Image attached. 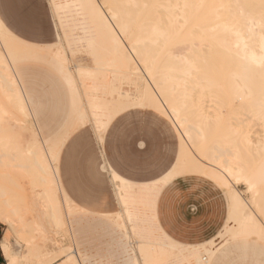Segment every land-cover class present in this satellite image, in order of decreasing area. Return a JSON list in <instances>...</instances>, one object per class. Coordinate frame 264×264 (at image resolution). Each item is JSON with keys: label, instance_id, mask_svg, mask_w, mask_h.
<instances>
[{"label": "bare ground", "instance_id": "1", "mask_svg": "<svg viewBox=\"0 0 264 264\" xmlns=\"http://www.w3.org/2000/svg\"><path fill=\"white\" fill-rule=\"evenodd\" d=\"M60 2L66 5H72V7L65 8L62 13L64 25L61 27V30L63 36H65L64 38H67V41L65 40L67 42V47L65 48L67 49L66 59H64L65 49L59 51L58 54L64 59L65 64H67L69 60L71 63V58L69 56L75 60V63H73L76 72L75 77L71 74H68L67 77L61 75L56 60V54L51 53L53 56H51L48 61L59 73L58 75L61 76L68 88L70 95V114L76 115L78 113L79 115H83L86 106L88 113L91 114L90 96L95 97L102 106L126 105L131 94L128 91L122 92L120 88L116 86V83L114 86V82L119 84L126 82L128 85L133 86V94L138 91L139 85L137 80L124 73L119 57L116 56L115 58L117 60V65H115V67L113 66L114 68L109 67H112L115 62L111 61V63L113 62L111 66H108L109 64L107 63L108 68L106 70H108V75H106V77L102 72H100V74L102 73L103 75H96L94 78L86 80L82 79L80 76L81 72L84 73L82 69L90 67L91 63L89 62H91L93 58L91 54L85 53L79 54L78 58L77 55H75V52L79 49L76 48L78 45L77 43H80V47L82 46L81 44H85L86 48H90L91 51L94 50V46L96 50H99L103 44V37L97 29V22L91 10L87 7H76V5L95 4L97 0H60ZM108 2L115 5H124V7H118L116 11L121 17V22L131 23L133 28L137 30L138 38L141 41L139 46L143 54L146 57L151 55L160 56L161 53L155 49L152 42V24H144L143 32L141 33L139 31V24L137 23L138 21L140 23L147 21L152 15L153 10H146L143 7H127V5L176 3L177 0H108ZM180 2L182 3L183 0H180ZM207 2L233 5L239 3L244 5H255V7L221 9L219 12L214 11L209 14L208 19L204 23V32L202 35L197 36L195 43L193 44L190 42L181 53H173L170 58H166L169 61L166 68L172 77L169 86L175 88L176 101L181 108H183L184 105L183 81L187 79L183 75V72L187 65H185L182 60L176 59L177 56L184 57V59L193 61L200 66V82L203 90L208 93L207 108L212 109V117H215L221 107V105L214 104L212 99L213 95L217 98H221L226 97L228 94L237 102H240L238 99L239 97L244 98L241 111L245 119L237 115V109L232 108H229L230 111L227 116H225V119L229 121V129L224 135L230 136L229 140H225L224 135H209L206 139H203L205 133L201 125L206 127L209 116L207 109H205L197 115L190 116L189 120L186 121V124L191 130V136L185 137L187 144L184 146V152L187 154L192 174H197L201 170H206L211 173L213 169L217 167H232L236 164L237 159L244 162L247 175L257 185L256 192L250 194L248 192V185L243 180L239 183L232 180L231 185L225 181L222 187L224 194L231 191L232 194L237 197L238 202L233 212L235 215L243 218L245 212L251 215V209L248 207V204H245V200L251 204L253 196L259 199V196L264 193V188H261L259 178V165L261 159L264 158V105L261 103L262 99H264V69L261 67V60L264 58V11L259 7L260 0H207ZM98 3L99 5H103L105 0H98ZM96 11L99 12L100 9L97 8ZM166 18L167 13L165 12V19ZM154 20L158 22L160 17L155 16ZM103 23L105 25H116L115 28L109 27L108 29L115 38L119 31V24H117L115 20H111L110 17L103 18ZM65 29L67 30L65 31ZM76 30L81 31L83 38L76 37V39L80 38L77 40L79 42L70 41V37H68L69 32L73 35V32ZM126 39L127 38H125V40ZM80 40H84V43ZM117 43L120 44L122 55L127 58L128 64H130L134 70V75L139 78V82L143 83L144 88H148V90L151 91V88H149V85L145 82V75L136 71L138 67L143 66V61H140L138 65L136 61L133 60V55H135L134 50L125 51L124 45L119 39H117ZM6 51L7 49L3 46V40L0 38V66H2L0 67V183H2L1 181L6 182L8 180V173L4 171L6 168L18 169V172L21 171V174H24L23 176L19 173L21 177L23 176L22 179H24V177L25 179L29 178L28 181L26 180L27 183H29L27 186H31L29 190L35 194V197L37 196L38 199H40V210L43 211V216L46 221L45 228H49L57 234L60 233L64 250L72 253L73 261L77 259L80 260L81 254L78 253L77 249L73 246L75 238L71 227L72 223L70 216L73 212L70 211L69 208L71 203L59 187L57 164L53 163L49 165L48 158H45V152L40 147V141H42V139L38 137L34 130L35 124L33 125L32 122L29 104L24 96L14 67L17 60H19L18 57H21L20 59L22 60L23 57L28 58L29 55H38L39 52L35 54L37 52L20 50L15 53V58L10 54L8 58L11 61L12 70L9 71V63L5 62ZM43 59H41V61ZM138 59L139 57H137V60ZM148 78L150 79L151 77L149 76ZM219 82L224 83V89L219 86ZM153 86L157 89L159 88V85L154 84ZM192 87L193 83H189V94L191 93ZM160 98L167 102L169 97H165L161 94ZM196 101L197 104H200L202 101L200 91L196 93ZM189 106H191V104H189ZM161 111H163V109H161ZM169 121L171 122V120ZM250 123H252V125H250ZM254 126H259L261 128L260 131L256 132L255 135H249V130H252ZM14 127L20 132L29 133V140L25 143L23 142V145L19 143L20 139H18L20 137V132L11 133ZM193 140L196 141L195 144L192 143ZM30 142H32L34 147H30ZM182 144H184V141L179 139V150ZM46 146L45 143V147ZM190 148L191 151L189 150ZM193 153H195L196 156H193ZM197 157H199V159H197ZM50 158L52 159L49 155V160ZM248 161L253 162L251 168L247 166ZM216 174L219 175V173ZM11 183L14 184L15 182L11 180ZM2 184H0V198L4 196V199H1L2 201L0 200V224H6L8 229H6L2 243L0 242L1 251L3 242L7 241L9 252L23 261L24 264H44L46 260L56 259L57 257L54 256L53 253L59 252L60 246L57 248V251L53 249L46 254H43L39 247L33 245L31 247L28 246L30 247L27 250L28 252L23 253V255H17L19 251H17V254L14 253L16 251L12 252L8 242L10 232L15 236L18 233L28 234V237L24 238L25 241L31 240L32 238L30 237H32L34 233H38L40 236L43 235L44 237L46 231L35 221L32 220L31 223H28L21 218L22 216H17L18 209H20L17 204L23 199L17 198L22 196V194L17 197V195L13 194V190L7 188L5 184ZM238 184L244 185L245 191L243 194L237 190L236 186ZM14 186L18 188V184H14ZM19 188L21 189L20 185ZM37 188L39 190H36ZM22 190L24 191L23 188ZM114 190L116 196H118L120 190L118 188H114ZM159 190L160 189H156L157 192ZM7 194L11 195L8 196ZM12 194L14 196H12ZM17 194L19 195V193ZM5 196L14 203H12V201L7 202ZM3 200H5V202ZM118 202L120 205V212L118 214L122 215L121 217L126 223L125 236L129 240L132 248L131 261L133 264H135L137 259L143 261L145 258L150 259L152 264H208L213 253V250L208 248V245L215 241L199 247H184L180 245L172 247L171 245L174 242L170 241L164 235L154 232L150 224H145V221H140V224H135V219L132 215L130 216L128 209L122 207L123 200L121 199ZM71 205L74 209L81 211L73 204ZM13 216H16V219H14L15 217L13 218ZM96 216L109 217L111 215ZM58 220L59 224H57ZM15 223L22 227L17 229V227L14 226ZM228 236L229 239L224 242L239 238L255 239L264 242V237L260 235L258 230L254 232H242L235 235L228 234ZM153 238L159 239L155 241ZM217 246L218 244L216 247ZM36 258L42 259L36 261ZM80 264H82V261H80Z\"/></svg>", "mask_w": 264, "mask_h": 264}, {"label": "snow or ice", "instance_id": "2", "mask_svg": "<svg viewBox=\"0 0 264 264\" xmlns=\"http://www.w3.org/2000/svg\"><path fill=\"white\" fill-rule=\"evenodd\" d=\"M30 3L36 5L35 8L23 12L15 20L5 18L0 19V38L3 40V46L7 49L5 52V62L9 63V71H11V61L9 55L15 58V53L24 50L29 52H51L56 54V60L61 75L67 77L71 74L75 77V66L67 65L64 62L67 56L65 49V58L62 59L58 52L59 48L63 47V38L60 44L52 43V25L55 23L57 33L64 25L63 10L72 5H66L60 0H29ZM76 7H87L91 10L94 19L97 22V29L103 37V44L99 50L95 49L91 52L93 60L96 61L99 69L104 62V59L109 55H115L121 59V67L126 75L131 76L138 82V91L131 94L126 105L120 106H102L95 97L90 96L91 114L88 113L87 106L83 115H73L70 121L64 122L59 131L51 134L47 141H40V147L45 152V158L50 155L51 160L49 165L56 163L65 172L69 179L75 181V186L80 189L81 195L91 201H95L98 206L97 210H101V206L111 199L112 192L109 190V184L113 188H118L119 195L117 200H123L122 207L129 210L131 216L136 201L137 193H150L149 207L152 206V201L155 196L156 189L168 191L181 180H193L197 186L204 185L209 189L215 188L217 192L224 186L225 181L231 185L232 180L239 183L243 180L248 185V192L255 193L257 185L247 175V169L244 162L240 159L236 160V164L232 167L225 166L223 168H215L211 173L206 170H201L195 176L192 174V169L188 163L187 154L184 152V146L187 144L186 136H191V130L186 124L190 116L197 115L207 109L209 113L207 125H201L204 128V137L209 135L221 136L229 129V121L225 119L224 107L235 109L237 101L230 97L217 98L213 95L214 104L221 105L220 110L215 117L211 116L212 109L207 108V91H204L200 82V66L195 62L186 60L184 57L177 56L176 59L182 60L187 67L183 75L187 78L183 81L184 84V105L179 107L176 101L175 88L170 87L172 77L167 71V63L173 53L182 52L188 44L195 43L197 36L204 32V23L212 12H219L221 9L255 7V5L244 4H223L209 3L207 0H177L176 3H153L144 5H127V7H143L144 9H152V15L147 21L139 24V31L143 32L144 24H152V36L155 49L161 53L160 56L151 55L145 56L140 48L141 41L138 38L137 30L133 28L131 23L121 22V17L116 11L118 7L124 5H115L105 0L103 5L97 3H89L87 5H76ZM259 7L264 11V0H260ZM97 8L100 9L97 12ZM107 10V11H105ZM165 12L167 18L165 19ZM155 16H159L160 20H154ZM110 17L119 24V31L114 38L109 27L115 28L116 25L103 23V18ZM67 29H65L66 31ZM125 38H127L125 40ZM117 39L124 45V50H134L133 60L139 65L143 61V66L138 67L136 71L145 75V82L151 88H144L143 83L139 82V78L134 75V70L128 64L127 58L122 55L120 44ZM137 57L139 59L137 60ZM91 63V62H89ZM19 66V65H18ZM2 67V66H0ZM261 67L264 69V58L261 60ZM82 79H90L96 76L95 71L88 73H80ZM151 77L150 79L148 77ZM193 83L191 93L189 94L188 85ZM159 85L157 89L153 85ZM201 92L202 101L197 104L196 93ZM163 94L169 97L167 102L161 99ZM243 104V97L238 98ZM264 105V99L261 101ZM191 104V106H189ZM149 109V111L141 112L139 109ZM163 109V111H161ZM116 117V120H113ZM126 117L135 119L143 118L146 126L156 128H166L171 132L175 128V136H178L184 144L180 150L176 151L173 144V154L167 158L157 157L153 159L149 157L140 168L142 173L151 172L154 166L160 167V171L152 175L132 176L122 171L117 163H111V171L109 164H105L100 156L101 144L107 145L108 134L116 126V123L124 120ZM202 118V117H201ZM171 120V123H168ZM163 128L161 130H163ZM20 139V138H18ZM143 141V137H139ZM225 140H229L230 136L224 135ZM46 143V147H45ZM192 143H196L195 140ZM30 147H34L30 142ZM140 148H145V143L140 144ZM191 151V148L189 149ZM193 156H196L193 153ZM199 159V157H197ZM252 161H248V168L252 167ZM216 173H219L217 175ZM260 186L264 188V158L261 159L259 165ZM145 179L150 181L148 184L133 183L134 180ZM163 196L155 200V215H150L149 224L152 230L156 233L172 236V232L165 224L162 215L166 214L165 208L161 203ZM227 202L228 219L222 220L225 227L221 231V235L239 234L242 232L259 231L264 237V193L257 199L253 196L252 203L249 204L245 200V204L251 209V215L244 213L243 218L234 214L233 209L237 204V197L231 191L225 193L221 201L220 210L223 214L224 201ZM70 211H78L72 205H69ZM59 224V220L57 221ZM198 226V220L194 219L192 227ZM47 239V238H45ZM173 237V241H176ZM172 247H177V243H173ZM56 259L44 261V264H80V260L73 261L72 253L64 250L63 245L59 252L53 253ZM0 257L6 258V264H24L23 261L16 258L9 252L8 243L4 241ZM127 264H133L131 259ZM135 264H152V261L145 258L143 261L137 259Z\"/></svg>", "mask_w": 264, "mask_h": 264}, {"label": "rangeland", "instance_id": "3", "mask_svg": "<svg viewBox=\"0 0 264 264\" xmlns=\"http://www.w3.org/2000/svg\"><path fill=\"white\" fill-rule=\"evenodd\" d=\"M35 7L36 5L30 3L29 0H0V17L1 19H3L5 18V16H7L8 19L15 20L23 12L31 10ZM70 35H72L71 32H69L68 34V37H70V41H77L80 39V38L76 39V37L83 38L82 33L79 30L74 31L72 36ZM52 36L54 37V41H52V43L56 45H59L61 38H63V47L59 48V51H63L67 47V42H66L67 38L66 39L64 38L65 36H63L62 34L61 28L57 33V28L55 23L52 25ZM80 41L84 43V40H80ZM77 44L78 45L76 46V48L79 49L75 52V55H77L78 58H79V54H83V53L91 54L92 52L91 49L86 48L85 44H81L82 45L81 47L79 45L80 43ZM35 54H38V52ZM33 55H29L28 58L23 57L22 60L20 59L21 57H18L19 60H17L14 67L16 70V75L18 76L19 79L18 81H20L19 83L22 86V89L27 98V102L29 104L28 106L31 112L32 122L33 125L35 124L34 130L37 133L38 137H41L42 141L43 140L47 141L48 137L54 132L59 131L62 124L66 122V120L70 121L74 114L72 113L70 114L71 109L69 103V96L67 89L64 85V82L61 76L58 75L59 73L55 70L53 65L48 61V59L51 58V56H53L51 52H46V53L39 52L38 55H34V56ZM46 57H47V61H46ZM69 57L71 58V63L69 60V62H67V65L68 64L73 65V63H75V60L71 56ZM115 58L116 56H112V55L107 56L105 58L106 60L104 59V61L106 62H103V65H101L102 67L99 69L97 68V64L95 63L96 61L94 60L95 61L94 62L93 60H91L90 67H85L82 70H84V73L86 72L88 73V71L95 70L96 75H101L103 73L106 77V75H108L107 74L108 70H106L108 66H111L113 62L115 63H113L112 67L109 68H114L115 65H117V60ZM41 59L43 60L41 61ZM111 61L113 62L111 63ZM100 72L102 73L100 74ZM115 83L116 86L119 87L122 92L128 91L130 94L134 93L133 86L128 85L126 82L120 84L114 82V86ZM219 86L222 89H224L223 82H219ZM226 97H230V95L227 94ZM242 107L243 106L240 102H237L235 105V109L238 110L237 115L245 119V117L242 115L243 113L241 111ZM223 110H224V116H227L228 112L230 111L229 107H224ZM139 111L145 112V111H149V109L142 108L139 109ZM115 120L116 118L114 119V121ZM168 123L170 124L169 120ZM250 125H252V123H250ZM114 128H115L113 129L114 131L108 135L109 136L112 135L113 137V140L112 142L109 143V145L111 148L115 150H117L118 148L124 149L129 154L133 141L138 140V142H140L138 144V147H140L142 140L139 139V137L142 136L143 140H147L149 142V144L144 142L145 147L150 149L152 148L154 152H156L157 155L156 158L161 157L163 159L172 156L173 144H175V149L176 151H178V139L177 136L174 135L175 134L174 128L171 129V132H169L168 129L163 128V126H161L160 128H156L154 131L152 126L145 125L143 118L134 120L133 117H126L124 120L120 121L119 123H116V126ZM162 128L163 130H161ZM260 129L261 128L259 126H254L252 130H249V135H255L256 132L260 131ZM14 132L18 133L20 131H18L17 128L15 129L14 127L12 128L11 133L13 134ZM19 135H20L19 143H21L22 145L29 140V133L20 132ZM99 152L101 159H103L105 164L106 163L108 164V137H107V145L105 146L104 144H101ZM47 158H48L47 160L49 161V156ZM134 165L135 162H129L126 163L125 167H134ZM57 169H58V175L60 178V183L62 185V188L67 192L70 199L75 204L79 206H84L85 204L96 205L95 201L86 199L81 195L80 189L77 186H75V181L69 179L68 175L65 172H63V170L58 165H57ZM17 170L15 168L4 169V171L8 173L9 181L7 180L6 182L4 181L1 182L5 184L7 188L13 190L14 191L13 194L17 195V197L20 196V194H22V196L24 194L23 197L20 196L17 198V199L23 198L21 202L17 204L18 207L20 208L18 209L17 216L19 217L22 216L21 218L28 223H31L33 220L36 223L40 224L46 231V234L44 237L43 235L40 236V234L38 233H34V235L30 234L32 235V237L30 238L32 239L34 238V239L24 241V238L28 237V234L18 233L15 236L12 232H10L9 241H8L9 245L12 249H14L13 251H16L15 252L16 254L17 251H19L18 255H23V253H27L28 248H30L32 245L39 247L43 254H46L47 252L53 249L57 251V248L63 245L62 240L60 238L61 235L60 233L59 234L55 233L53 230H50L49 228L47 229L45 228L46 221H45V217L43 216V211L40 210V203H41L39 201L40 199H38L37 196L35 197V194H33L32 191L29 190L31 188V186H27L29 184L27 183L29 178L25 179L24 177L25 180L22 179L24 174H21L22 172L21 171L18 172L19 170L18 171ZM19 173L23 176L21 177ZM11 180L15 182L14 183L15 185L18 184V188L14 186L13 183H11ZM19 185L21 189L19 188ZM108 187L109 190L112 192L111 198L113 200H109L107 203H105V205L109 204V206L105 207L103 205L104 206L103 209L105 211L108 210V212L110 213L117 212L119 211L120 208L115 199L112 184H109ZM22 188L24 189L25 192L22 190ZM236 188L242 194L245 191L244 185L242 184H238ZM36 190L39 189L37 188ZM17 193H19V195ZM13 194L12 196H14ZM156 194L157 191L155 190V196L152 201L151 208L149 207L150 193L136 194V201L134 204L133 212L131 214L135 219V224H140V221H145V224L147 225L149 224V217L151 215V210L154 204ZM7 195L10 196L11 194H7ZM74 195L77 197L80 196V200L75 199ZM24 198H25V202H24ZM1 199H4V196L0 198V200ZM5 200L3 201L5 202ZM8 201L11 202L12 200L7 199V202ZM12 203L14 202L12 201ZM71 216L70 218L72 223L71 226L72 233H74L73 235L75 238L73 242V246L77 249L78 253L81 254L80 261H82V264H127V261L129 259L132 260V250H131L132 248L129 243V240L125 236L126 223L125 220L122 219L121 214L120 215L115 214L109 217H99L92 214L90 211L86 213L82 211H77V212L73 211ZM13 218L16 219V216H13ZM3 225L4 227L1 226L0 227L1 228L6 227V229H8V226H6V224ZM14 226H16L17 229H20L22 227L17 223H15ZM45 238L47 239L45 240ZM227 239H229L228 235H220L215 240V242H212L210 245H208V248L214 250L217 244H218L217 247H219ZM241 248L239 247L236 251H234V253L230 255V257L227 258L222 264H264V252L262 251L264 250V245L262 247H250V249H247L248 251L247 256L243 254L244 252ZM252 251L254 255H252ZM41 259L42 258H36V261H40ZM0 264H3L1 259H0Z\"/></svg>", "mask_w": 264, "mask_h": 264}, {"label": "crops", "instance_id": "4", "mask_svg": "<svg viewBox=\"0 0 264 264\" xmlns=\"http://www.w3.org/2000/svg\"><path fill=\"white\" fill-rule=\"evenodd\" d=\"M64 85L67 89L69 96V103H70V95L65 82ZM24 96L26 97L25 93ZM115 118L116 117H113V120ZM113 129L111 133L114 131ZM177 139H178V151H179L178 136ZM112 140H113L112 135L110 136L108 135L109 171H111V163H117V166L121 167L122 171L132 176L152 175L155 172L160 171V167H156V166L152 168L151 172L142 173L140 171V168L146 159H148L149 157L156 159L157 156L156 152H154L152 148L150 149L145 147L141 149L140 147H138V144L140 142H138V140H135L133 141V144L131 145V150L128 154L127 151H125L124 149L118 148L117 150H115L111 148L109 143L112 142ZM142 142L149 144L147 140H143ZM129 162H135L134 167H125L126 163ZM193 176H195V174H193ZM57 177L61 191L66 196L68 201L71 204H73L75 207H77L79 210L85 213L90 211L94 215H115L120 212V209L119 211L113 213L108 212V210L105 211L103 207L104 206L108 207L109 204L106 205L104 204V206L102 205L101 210H97L98 208L97 205L85 204L84 206H79L75 204L70 199L67 192L62 188V185L60 183V178L58 175V169H57ZM133 183L148 184L150 183V181L145 179H137L134 180ZM114 195L117 204L120 208L115 190H114ZM161 195L163 196L161 203L163 204L166 211V214L162 215V219H164L165 224L172 232V236H167V235L164 236L168 238L170 241L175 242L178 245L184 247H199L209 244L212 241H215L218 238V236L221 234V231L224 229L225 225L221 221L227 220L228 209H227V202L225 200L223 206V214H221L220 205L225 195L222 188H220V190L217 192L215 188L209 189L204 185L197 186L193 183V180L189 179V180H181L178 184L174 185L166 192L163 191V189H160L156 194L155 200L159 199ZM75 199L80 200V196L79 197L75 196ZM110 200L113 199L111 198ZM155 200L151 210V215H155ZM194 219L198 220V226L196 227H192V223ZM0 226L4 227L3 224H0ZM1 227H0V240H1L0 242L2 243V240L4 239L3 237L6 233V227L5 228H1ZM173 237L177 238L176 241H173ZM263 245L264 242L255 239L239 238L235 240H228L226 242H223L221 246L216 247L213 250V253L208 261V264H222L239 247L240 248L242 247L241 249L244 252L243 254L247 256V252H248L247 249H250V247H262ZM11 250L12 252H14L13 251L14 249L11 248ZM0 251H1V247H0ZM262 251L264 252V250ZM252 255H254L253 251H252ZM0 259L2 260L3 264H6V260L4 257L2 258L0 257Z\"/></svg>", "mask_w": 264, "mask_h": 264}]
</instances>
